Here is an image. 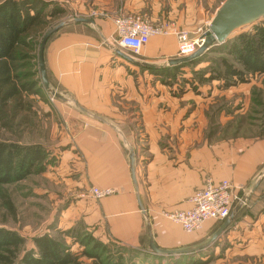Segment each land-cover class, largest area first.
Masks as SVG:
<instances>
[{"label":"crops","instance_id":"obj_1","mask_svg":"<svg viewBox=\"0 0 264 264\" xmlns=\"http://www.w3.org/2000/svg\"><path fill=\"white\" fill-rule=\"evenodd\" d=\"M117 1L119 17L122 14V17L144 19L153 25L166 24L169 33L151 38L137 55H133L116 45L117 19L101 17L89 18L94 21V28L70 24L47 42L43 59L51 88L109 124L55 100L57 104L51 108L60 115L62 125L55 123L50 131L54 134L52 137L58 139L54 149L59 148L60 152V176L69 191L73 188V198L90 200L92 187L110 190L111 195L84 210L85 216L91 220L100 219L119 245L137 247L145 232V220L130 178L124 139L135 155L138 196L151 224L156 246L166 250L183 248L187 237L179 235L183 234L182 230L175 224L167 229L163 222L168 220L167 216L188 209L189 198L203 189L207 180L217 183L234 176L230 172L232 168L222 170L219 158L214 155L215 148L195 144L193 138L198 133L190 127L188 115L198 110L197 100L187 92L186 95H173L172 88L159 82H152L154 91L145 88L144 83L134 82L127 70L139 68L115 54L109 46L119 48L139 62L162 66L176 58L173 32L180 30L192 37L197 28L212 19L207 12L213 9L216 12L221 3L208 0L205 4L203 1V5L201 0ZM242 162L257 164L245 158ZM233 164L236 167L235 161ZM234 179L230 181L241 199L255 179L247 186L244 180ZM262 198L264 179L242 205L228 231L219 237L216 246L202 250L197 256L221 252L224 258L219 259V263L222 264L230 258L245 259L235 261L237 264H248L251 259L254 263L264 262ZM220 226V223H206L199 232L202 240L197 245L205 243Z\"/></svg>","mask_w":264,"mask_h":264},{"label":"rangeland","instance_id":"obj_2","mask_svg":"<svg viewBox=\"0 0 264 264\" xmlns=\"http://www.w3.org/2000/svg\"><path fill=\"white\" fill-rule=\"evenodd\" d=\"M41 1L52 4V6L64 11L63 15L51 21L43 35L58 24L75 18L93 19L102 17L105 19L109 17L117 20L128 18L122 17V14L119 17V1L117 0ZM203 1L205 4L207 0H201V5H203ZM208 1L222 4L225 0ZM103 2L106 3V7ZM155 3L157 4L156 1ZM109 7L112 9H109ZM215 13L214 9L210 13L207 12L208 16L212 17ZM131 16L129 15V17ZM206 24L207 22L202 26L203 33L208 31ZM256 26L264 27V19L233 32L228 39H233L234 36L240 33H250ZM191 36L193 37V35ZM206 54L208 62L184 69L183 75L186 77L189 86L184 85L182 91L173 87L171 92L173 95L178 96L187 92L191 98L197 100L195 107L198 110L196 112L192 110L194 111L193 114L188 115L190 127L198 133L193 138L195 144H204L206 147L215 148L214 155L215 158H219L222 170L232 168L230 172L234 176L226 179H229V182L234 177L242 179L241 181L244 180L243 183L245 182L247 186L264 170V75L250 78L246 84L227 87L225 83L217 80L211 81L210 78L213 76L212 70L218 67L216 61L219 58L224 57L228 61H231V59L216 53ZM127 72L134 82L144 83L145 88L148 87L150 91H154L151 89L154 86L152 82H158V79L141 72L140 69L136 71L127 70ZM199 76L207 82L199 83ZM191 82H193L192 86L190 85ZM41 94L50 107L45 105L42 99L38 98L39 101H37V97L32 99L35 100L33 106L36 116L32 119L29 129L19 137V142L22 144H41L46 152L48 162L42 174L31 175L24 181L1 188V192L11 201L14 214H9L6 210L0 208V228L11 230L21 237L25 241V250L33 248L32 240L34 238L46 234L53 239L63 241L73 251L85 252L89 249L86 247L85 240L90 237L106 245L109 254L121 257L122 264H176L179 262L184 264H222L219 263V259L224 258V254L221 252L216 253V255L207 253L206 256L202 257L201 255L197 256V254L154 257L149 253L146 232H144L145 235L142 233L137 247L126 244L119 245L110 237L106 225L101 223L100 219L92 218L91 220L88 216H85L84 210H88L92 203L98 204V201L96 202L90 197L89 202L87 199L73 198V188L70 189L72 191L70 192L68 187L64 185L65 180L60 176L59 148L54 149L58 144V139H54L52 137L54 134L50 131L53 124L62 125L61 117L57 111L54 112L51 108V105L57 104L56 101L43 89ZM183 95H186V93ZM8 135L10 134L1 133L0 138L14 139L9 138ZM243 158L245 160L251 159L257 164H245L242 162ZM234 161L236 167L233 164ZM55 166L57 169H54ZM85 206L87 207L85 208ZM163 219L167 220L164 217ZM165 222L169 223L165 224ZM172 224L168 220L163 222L165 228ZM198 233L192 235H185L184 232L183 234L179 233V235L187 237L185 239L186 245H183V248L194 247L199 244V241L202 240V234ZM74 240H77V243ZM174 249H182V247ZM237 260L243 261L245 259L230 258L226 264H237L235 262ZM81 261L84 264H99V261H91L84 257L81 258ZM249 263L264 264V262L259 261L254 263L252 259Z\"/></svg>","mask_w":264,"mask_h":264},{"label":"trees","instance_id":"obj_3","mask_svg":"<svg viewBox=\"0 0 264 264\" xmlns=\"http://www.w3.org/2000/svg\"><path fill=\"white\" fill-rule=\"evenodd\" d=\"M63 14V10L41 0L0 1V134L14 138V141L0 138V208L9 214H14V207L1 188L42 174L48 162L41 144H22L19 137L36 116L30 98L47 103L41 96L37 50L51 21ZM208 53L231 59L223 57L216 61L218 67L212 70L211 81H221L227 87L246 84L250 78L264 75V27L256 26L250 33L237 34ZM206 57L204 54L198 61L161 70L139 69L162 85L182 91L189 84L184 69L208 62ZM198 81L207 82L201 76ZM85 243L88 250L73 251L63 241L43 234L32 240V249L25 250L21 237L0 228V264H84L82 257L99 264H122L121 257L109 254L108 247L101 242L87 237Z\"/></svg>","mask_w":264,"mask_h":264},{"label":"water","instance_id":"obj_4","mask_svg":"<svg viewBox=\"0 0 264 264\" xmlns=\"http://www.w3.org/2000/svg\"><path fill=\"white\" fill-rule=\"evenodd\" d=\"M264 19V0H225L216 11L210 23L208 25V31L203 34L201 37L202 43L197 48V50L190 56L185 58H175L165 62L162 66L151 65L139 62L134 60V58L128 56L119 48H114L109 46L111 50L124 60H126L129 64L142 69H164L170 68L194 61H198L204 54L211 51V48L223 45L230 34L239 29L246 28L258 20ZM70 24H82L88 25L94 28V21L89 18H75L71 21L62 22L57 26L48 30L41 38V41L38 46L37 50V64H38V74H39V81L40 87L54 100L61 102L66 105H70L74 107L76 110L80 111L81 113L93 117L94 119L109 125L106 121L98 118L96 116L91 115L82 107H80L76 102L70 101L65 98L64 95L60 94L59 92L55 91L51 88L50 83L47 78L45 65H44V50L45 46L52 35L56 32L61 30L63 27L70 25ZM125 146L127 147L128 152V159H129V167H130V178L134 189L136 191V200L140 212L145 220V232L148 240V249L149 253L152 254L154 257H171L176 255H194L200 253L202 250L209 249L210 247L216 246V242L219 237L228 231L231 223L235 220L236 214L239 212L242 205L246 204L249 197L253 194V192L258 187L259 183L264 179V170H262L255 178L253 186L248 190L243 197L237 202L235 208H233L229 214V216L223 221L221 226L212 234V236L203 244L189 247V248H182V249H174V250H165L158 248L154 241L151 231V225L149 219L146 215V212L140 202V198L138 196V185L135 176V155L133 150L127 145L125 140L123 139Z\"/></svg>","mask_w":264,"mask_h":264},{"label":"built area","instance_id":"obj_5","mask_svg":"<svg viewBox=\"0 0 264 264\" xmlns=\"http://www.w3.org/2000/svg\"><path fill=\"white\" fill-rule=\"evenodd\" d=\"M210 22H207L208 27ZM117 40L116 45L137 55L153 37L166 36L169 33L166 24L153 25L149 21L139 18L118 19L115 22ZM202 26L197 28L193 37L183 31H174L177 44L176 58H185L192 55L202 43ZM234 186L228 180L217 183L207 181L205 187L195 192L189 199V208L176 212L167 219L179 226L181 230L192 235L201 231L205 223L220 222L226 219L234 205L239 202V196L234 192ZM108 189L92 187L89 189L90 198L100 201L111 195Z\"/></svg>","mask_w":264,"mask_h":264}]
</instances>
